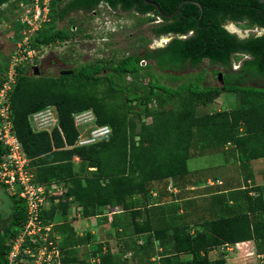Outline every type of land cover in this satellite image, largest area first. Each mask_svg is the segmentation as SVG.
<instances>
[{
	"label": "trees",
	"instance_id": "1",
	"mask_svg": "<svg viewBox=\"0 0 264 264\" xmlns=\"http://www.w3.org/2000/svg\"><path fill=\"white\" fill-rule=\"evenodd\" d=\"M12 1L0 0V25L8 16L9 8L4 5ZM150 1L52 0L49 20L34 33L31 44L41 49L72 40L78 26L70 15L97 11L105 3L115 10L134 11L144 22L159 19L151 26L153 34L176 35L165 46L151 49L150 40L145 38L141 54L130 53L118 61L107 58L82 63L67 74L37 75L31 73L33 66L18 68L11 92L12 120L31 160L35 180L66 185L65 196L42 213L44 221H54L49 240L61 248L63 264H92L89 256L97 253L87 251L85 243V250L78 252L79 240L68 220L72 204L84 217L106 215L116 209L131 210L136 232L154 231L144 246L149 260L155 254L156 239L165 248L172 243V251L161 256L160 264H226L225 253L211 258L210 252L227 243L252 239L264 252V199L251 196L249 191L246 211L221 216L215 209L209 217L199 219L194 233L179 227L172 232V227L165 225L153 230V219H139L143 209L156 212L161 207L160 202L151 201L154 195L160 200L170 191L174 195L175 187L185 189L190 181L188 161L203 155L205 142H212L210 134L215 133L217 142L223 143L225 133H231L241 160L264 157V33L241 38L226 27L229 22H244L247 28H264V1ZM65 18L72 24L60 27ZM16 23L15 39L21 37L23 28L21 22ZM243 54L249 58L234 70V60L240 61ZM205 60L217 66L212 70L217 84L205 83L208 68L176 86L161 80L163 76L179 80L181 76L176 71L201 67ZM8 62L9 57H5L0 63V85ZM224 92H233L238 104L231 110L206 111ZM47 106L55 110L58 126L51 131L34 130L30 115ZM89 109L96 115L95 123L110 125L112 132L96 142L78 145L80 128L74 115ZM222 125L229 129L223 130ZM5 153L0 142V162ZM155 183L162 185L161 191H157ZM1 189L10 204L8 212L0 210V264H8V253L26 225L28 213L24 199L11 194L4 184H0ZM54 233L60 236L58 241ZM81 252L85 256L80 257ZM183 252L193 255L188 263L181 260Z\"/></svg>",
	"mask_w": 264,
	"mask_h": 264
},
{
	"label": "crops",
	"instance_id": "2",
	"mask_svg": "<svg viewBox=\"0 0 264 264\" xmlns=\"http://www.w3.org/2000/svg\"><path fill=\"white\" fill-rule=\"evenodd\" d=\"M236 103L231 102L224 92L211 104L213 107L205 110L210 113L231 110L238 104ZM221 128L226 130L229 126L222 125ZM225 135L224 138L227 139L223 143L219 141L218 143L215 133L210 134L212 142H205L207 146L203 155L209 154L215 158L206 165L189 167L190 181L185 189L175 187V191H172L174 195L170 191L160 200L154 195L151 201L160 202L158 206L161 207L156 212L143 209L144 212L139 219L141 221L153 219V230L165 225L168 228L172 227L170 230L172 232L179 227L194 233L199 228V219L209 217L215 209L221 216L246 211L248 191L251 196H262L264 199V157L241 160L240 151L235 146L232 134ZM76 161L79 162V158L76 157ZM154 185L158 192L162 190L161 184ZM215 199L218 201L215 202ZM159 218L161 220L158 221ZM68 220L74 226L79 240L78 252L85 250L84 243L87 251H97L96 255L89 256L92 264H160L161 256L173 249L172 243L165 248L160 240L156 239L153 245L155 254L149 260L145 255L144 246L148 244L147 236L154 234V231L136 232L131 210L116 209L106 215L84 217L79 210L77 211L76 205L72 204ZM222 253L226 254V264H264V252L260 251V245L255 239L215 247L210 252V257L217 258ZM80 255L85 256L83 252ZM180 256L186 263L193 257L189 252L180 253ZM98 259L99 263L96 262Z\"/></svg>",
	"mask_w": 264,
	"mask_h": 264
},
{
	"label": "built area",
	"instance_id": "3",
	"mask_svg": "<svg viewBox=\"0 0 264 264\" xmlns=\"http://www.w3.org/2000/svg\"><path fill=\"white\" fill-rule=\"evenodd\" d=\"M14 1L17 0L11 3ZM19 1L17 21L23 25L21 37L13 39L14 46L9 55L5 79L0 85V142L6 148L0 162V184H4L11 194L25 200L28 221L14 240L8 253V264H63L61 248L57 242L49 240L54 221H44L42 213L50 208L53 201L58 202L65 196L66 185L62 182L39 183L35 180L30 167L31 160L25 154L14 128L11 109V92L17 82L18 68L37 64L41 49L32 46L31 37L49 20L52 0ZM29 119L33 129L38 131H51L59 124V118L51 106L33 112ZM74 119L78 128L91 127L90 135L83 136L80 130L78 145L96 142L112 132L110 125L95 123L96 115L93 110L78 112ZM169 189L173 190L172 186ZM54 236L57 241L60 239L58 234L54 233ZM26 241L30 244H26ZM96 262L99 263L100 260Z\"/></svg>",
	"mask_w": 264,
	"mask_h": 264
},
{
	"label": "rangeland",
	"instance_id": "4",
	"mask_svg": "<svg viewBox=\"0 0 264 264\" xmlns=\"http://www.w3.org/2000/svg\"><path fill=\"white\" fill-rule=\"evenodd\" d=\"M20 2L19 0L13 2L16 7L13 3L4 7L5 9H9H6L8 16L3 19L0 25V63L3 58L9 57L13 50V39L17 34L14 27L17 25L16 20L18 13H15L12 9H19L20 7H17V5H19ZM70 16L75 19L74 22L78 26V29H76L78 30L77 36L72 40L41 48V53L37 59L38 61H36L37 64H34V66L38 67L33 66L31 73L37 75H58L62 71H70L82 63L96 61L97 59L113 58V60L118 61L120 57L130 53L141 54L144 51L145 38L150 40L149 46H154V44H166L167 38H159L153 34L151 30V26L159 22V19L144 22L134 11L126 12L121 9L115 10L104 3L99 5L97 11H78L72 13ZM66 24L68 26L72 24L68 18L61 21L59 26H66ZM231 24L233 23H229L227 26L231 30H234ZM255 30L260 32L259 29L255 28ZM251 32L252 31H247L248 34ZM247 33L242 32L241 34ZM143 64H146V62ZM216 67L210 66L209 61L205 60L201 67L188 68L180 72L176 71V74L181 76L179 80H171L168 76L161 77V80L169 85L176 86L192 78L193 75L191 74L199 72L203 68H208L209 72L206 71V73H208L205 76V83L217 84L218 80L212 72ZM262 86L263 85H260V87ZM225 93L231 102L233 101L236 103V96L233 92ZM209 107H213V105ZM79 128L83 136L90 135L91 127ZM214 158L213 155L209 154L191 158L189 160V167L206 165ZM216 173L220 174V172ZM9 204L8 196L1 189L0 210L2 213L8 212L6 208Z\"/></svg>",
	"mask_w": 264,
	"mask_h": 264
},
{
	"label": "flooded vegetation",
	"instance_id": "5",
	"mask_svg": "<svg viewBox=\"0 0 264 264\" xmlns=\"http://www.w3.org/2000/svg\"><path fill=\"white\" fill-rule=\"evenodd\" d=\"M229 23H233V24L235 25L236 30L234 29V30H232V32H235V33H237V34H238L240 31H241V32H246V33H247V31H252V32L249 33V34L247 33L246 37L250 36L251 34L262 35V34L264 33V28H261V27L247 28V27L244 26V24H245L244 22H241V23H238V22H229ZM229 23H227V24H229ZM231 25H232V24H231ZM226 27L229 28L227 25H226ZM237 28H238L240 31H238ZM255 28H256V29H259L260 32H257V30H255ZM241 32H240V33H241ZM166 35H167V34H166ZM163 36H164V35H162V36H157V37L162 38ZM239 36H240V35H239ZM240 37H241V36H240ZM241 38H243V37H241ZM244 38H245V37H244ZM164 46H165V45H164ZM159 47H163V45H157V44H154V46H150L151 49H156V48H159ZM247 58H249V55H247V54H243L241 60L238 61V63H237V61L234 60V62H233V69H234V70L240 69V68L242 67V65H243V63H244V61H245V59H247ZM218 78H219V74H218ZM260 85H262V84H260Z\"/></svg>",
	"mask_w": 264,
	"mask_h": 264
},
{
	"label": "water",
	"instance_id": "6",
	"mask_svg": "<svg viewBox=\"0 0 264 264\" xmlns=\"http://www.w3.org/2000/svg\"><path fill=\"white\" fill-rule=\"evenodd\" d=\"M149 2H152V1H150V0H148ZM261 1H264V0H261ZM154 3V2H153ZM179 8H180V6H179ZM179 8L173 13V14H170V16H173V15H175L178 11H179ZM160 9V8H159ZM230 31H232L230 28H228ZM242 33V32H241ZM240 32L238 33V35H240L241 37H246V35L247 34H241ZM164 38H167V40H166V44L170 41V40H172L174 37H176V35L175 34H173V33H168L167 35H164L163 36ZM162 37V38H163ZM166 44H164V45H166ZM163 45V46H164ZM73 72V70H70V71H62L61 73L62 74H67V73H72ZM219 79L223 82V76H222V73H219Z\"/></svg>",
	"mask_w": 264,
	"mask_h": 264
},
{
	"label": "bare ground",
	"instance_id": "7",
	"mask_svg": "<svg viewBox=\"0 0 264 264\" xmlns=\"http://www.w3.org/2000/svg\"><path fill=\"white\" fill-rule=\"evenodd\" d=\"M232 27H234L233 29H235V30H236V28H235V26H234L233 24H232ZM237 30H238V31H240L238 28H237Z\"/></svg>",
	"mask_w": 264,
	"mask_h": 264
}]
</instances>
